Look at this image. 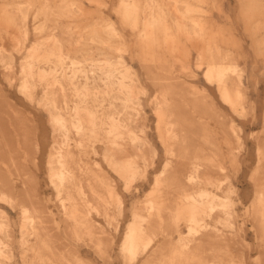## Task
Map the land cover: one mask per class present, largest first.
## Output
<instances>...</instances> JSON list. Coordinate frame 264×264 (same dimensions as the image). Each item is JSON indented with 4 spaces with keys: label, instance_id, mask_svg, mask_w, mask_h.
I'll return each instance as SVG.
<instances>
[{
    "label": "rangeland",
    "instance_id": "374dc122",
    "mask_svg": "<svg viewBox=\"0 0 264 264\" xmlns=\"http://www.w3.org/2000/svg\"><path fill=\"white\" fill-rule=\"evenodd\" d=\"M27 1L34 9H43L41 12L43 19H46L45 27H48L44 35L50 34L52 38L55 36L54 39L58 38L64 41L67 38H69L67 40L74 38L71 40L73 43L79 35L95 29L101 31L100 34L104 37L106 44H116L117 42H123L122 45L125 44L123 49L118 52L111 51L109 56L110 59L121 57L125 61L124 66H121V70L124 73L130 72L131 78L134 79V85L137 84L134 89L136 88V94L140 92L139 94L142 97V108L145 116H147L144 121L147 122L148 132H150V138L155 148V160L152 165L146 168L143 177L139 176L134 181L128 182V180L121 177L117 170L107 165L108 163L103 157L104 145L96 143V153L89 154L87 158L86 156L83 157L86 161L89 160L90 167L97 163L95 166L97 168L99 166V169L92 168L98 174L103 171V174L100 173L101 176L103 175V179L108 177L106 182L109 184L110 191L113 192L110 194L112 197L109 195V198H113L111 199L113 205L110 204V206L114 207L117 216L115 215L116 218L112 223L105 218V215L91 211L90 222L92 220L91 223L95 227L93 228L95 229L94 235L88 236L83 231H80L78 235H74V231L71 233L69 230H73L72 221L66 220L57 193L49 180L50 166L48 161L54 136H52L50 112L46 108L44 109L42 105L41 107H39V104L37 106L43 89L38 87L35 90L32 102L19 90V75L22 63L28 51L32 48L31 45L37 42L36 40L40 35L32 31L26 40L16 27L10 29V34L0 32V48L5 45L7 50L13 54V61H15L11 70L3 69L0 64V152H2L0 153V221L2 220L1 223H5L3 228L0 229V240L4 241L7 244V249L10 248L13 252L12 259L6 257V260H4L2 258L0 259L2 263L156 264V260L151 259V255L157 245L138 259L133 260V262L126 255L127 259H125L122 245L128 226L134 220L135 212L144 208L148 196L153 191L155 176L163 170L164 163H166L165 146L160 139L159 129L164 130L165 126L162 127L164 123L167 125L168 122L172 121L171 114L173 112L176 113L177 110L186 108L187 114L191 116V122L193 121L190 129L196 133L198 132L200 136L206 137L204 144H220L219 147L221 146L220 151H223V156L220 152L219 159L220 161L224 160L222 161L224 171L221 173L223 185L228 187L232 183L231 199L235 206L233 205L231 220L235 223V227H223L221 224L218 226L225 234H228V237L231 236L234 240V244L229 248L231 254H229L230 252L227 254L228 264H264V234L259 219L253 210L256 187L253 182L254 179L251 178L254 177L255 165L258 164V143L262 148L260 151L264 148V0H184V3L191 6L202 7L201 14L194 12L193 9L189 14H185L187 20L198 18L199 15L200 18H203V35L200 39H196L189 32L168 33L167 28L169 25L166 22H160L151 27L148 23L151 13L148 5L150 0ZM156 1L163 4L164 0ZM7 2L9 5L16 7L20 0H0V10H4ZM193 2L195 3L193 4ZM134 4L135 6H133ZM72 5H74L73 8ZM61 15L62 17H60ZM73 22L76 24L73 25ZM107 22L113 23L121 32L118 39H110L102 32V28ZM30 28L33 29V25ZM73 44L74 49L72 48L71 54L66 58L67 67L70 66L73 60L81 57L82 49L93 47L92 44L88 46ZM19 46L20 48H18ZM216 48H228L234 51L236 59L244 69V76L239 79L240 90L243 91L241 92L242 102L239 105L241 108L238 106L237 110V112L241 111L242 113V110L245 109L244 115L239 112L236 115V110L231 109L230 105L223 101L216 80L210 83L208 79H204L207 77H204L206 70H208L207 63L211 62L212 59V50H216ZM198 50L202 53L201 58L198 55ZM102 53V51L99 52V58L106 60L107 56H102ZM41 54L37 51L32 57L36 59ZM77 54L78 56H76ZM199 68L201 69L199 70ZM79 79L84 81V78ZM89 82L91 86H97L101 89L104 87L103 82L96 77L90 76ZM197 88L199 91H197ZM186 93L187 97H185ZM199 94L200 96L197 97L196 95ZM193 95L194 97H192ZM156 98L158 99L156 100ZM154 101L160 102V118L163 117L164 119H160L159 113L155 111L154 107L156 105L154 103L156 102ZM194 102L198 110L193 107ZM164 104L167 105L166 109V105L163 107ZM173 105L175 108L172 107ZM168 109L172 111L166 113ZM194 115L196 118L199 117L198 120L195 119ZM162 121L163 123H161ZM23 122L34 125L35 131H33V134L28 132L27 135L21 136L19 129H21ZM201 122L207 125L204 126ZM232 125L235 126V129L237 128L236 131L240 136L242 148H237L236 143L233 144L234 150L232 144L230 147V144L224 146ZM203 126L205 129L202 128ZM26 127L29 128L28 125ZM214 131L217 136L215 133L212 134ZM216 140L219 142H216ZM195 143L201 145L199 141ZM228 149H231L232 152ZM232 158L234 160L238 159L237 162L233 161ZM93 162L94 164H92ZM112 182H114V185ZM10 185L13 189L10 188ZM2 193L10 195L14 202L8 201L9 199L3 197ZM220 195L221 197L227 196L224 192H220ZM23 202H26V206L32 212L31 215H36L35 224L40 232L38 237L32 233L29 227L25 228L26 234L23 235ZM247 208L249 209L246 210ZM222 214V212H218L221 217L224 216ZM209 222L215 225L213 219H209ZM181 227V232L186 233L187 228L183 222ZM166 234L160 233V236H158L159 241L163 239V236L166 237ZM95 235H97L98 241L101 240V243H97L98 241L94 239L96 238ZM179 235L177 232L172 233L171 237L174 244L179 242L182 236ZM91 236L94 237V241ZM198 237L200 238V236ZM23 240L26 242L25 247L22 244ZM197 242L200 246L199 241ZM205 250H207V245L202 244L200 252L197 254L203 256L206 253ZM195 264H198V262H195Z\"/></svg>",
    "mask_w": 264,
    "mask_h": 264
},
{
    "label": "bare ground",
    "instance_id": "6f19581e",
    "mask_svg": "<svg viewBox=\"0 0 264 264\" xmlns=\"http://www.w3.org/2000/svg\"><path fill=\"white\" fill-rule=\"evenodd\" d=\"M148 5L151 13L149 18H147L151 27L157 23L166 22L169 25L167 28L168 33L189 32L196 39H200L203 35V18H200L199 15L198 18L187 20L185 15L189 14L192 9L194 12L201 14L202 7L197 5L191 6L184 3V0H164L163 4L158 3L156 0H150ZM73 7L74 5H72ZM41 10L39 8L34 9L27 0H20L16 7L11 6V4L9 5L7 2L4 10H0V32L10 34V29L16 27L26 40L32 31L40 35L38 38L36 36L37 42L31 45L32 48H30L28 53L26 52L27 54L22 63L19 75V90L20 93L25 94L30 99L29 101L32 102L35 90L38 87L43 89L37 106L38 104L40 105L39 107L42 105L44 109L46 108L50 112V124L53 131L52 136H54L48 161L50 166V183L57 193L56 195L66 215V220L72 221L73 230L69 231L71 233L74 231V235H78L80 231H83L88 236H93L95 231L93 228L95 227L91 223L92 220L90 222L91 211L105 215V218L111 222L116 218V211L113 209L114 207H111L113 205L111 199L113 198H109V195L113 192L110 191L109 184L106 182L108 177L107 179H103V175L101 176L100 173L103 174L104 172L102 171L98 174L94 169H99V166L98 168L95 166L97 163L93 166L91 165L94 167L92 168L89 166V160L87 159L88 161H86L83 156L87 158L89 154L96 153V143H102L104 145L103 157L108 163L107 165L112 166L121 174V177L130 182L143 174L145 175L144 171L155 160V148L150 138V132H148L147 122L145 123L144 121L147 116H145L142 108V97L139 94L140 92L138 91L139 93L136 94V88L134 89L135 85L137 87V84L134 85V79L131 78L130 72L127 71L124 73L121 70V66H124L125 61L121 57L110 59L109 56L111 51L118 52L124 48L125 44L122 45L123 42L106 44L104 37L100 34L101 31L92 29L79 35L73 43L81 46L92 44L93 47L85 48V50L82 49L81 57H76L78 59L72 62L70 61L71 64L67 67L66 58L72 52L73 43L71 40L74 38L71 40H67L69 39L67 38L64 41L58 38L54 39L55 36L52 38L50 34L44 35L48 27H45L46 19H43ZM75 24L73 22V25ZM31 25H33V29L30 28ZM66 31L64 32L66 33ZM102 32L110 39H118L121 36V32L111 22H107L103 26ZM200 50H198V55L201 58L202 53ZM37 51L42 54L35 59L32 56ZM100 51L103 52L102 56H107L106 60L99 58ZM212 51V59L210 58L211 62L207 63L208 70H206L207 72H205L204 76L207 77L204 79H208L210 83L216 80L223 101L227 102L231 109L237 112L238 106L242 102L241 92L243 91L240 90L239 79L244 76V69L236 59L237 57L234 51L228 48H216V50ZM12 55L5 45L0 48V64L3 69H12L13 62H15L13 61ZM90 76L101 80L104 87L101 89L97 86H91L89 82ZM79 78H84V81H81ZM182 89L185 91L184 88ZM197 91H199L198 88ZM143 93L145 92L143 91ZM200 94L196 96L198 97ZM166 96L168 97L167 93ZM185 97H187V93ZM154 102L156 105L154 107L155 111L159 113L160 118V102ZM190 104L192 105V103ZM193 105L195 107V102ZM172 107L175 108L174 105ZM168 108L170 107L168 106ZM169 111L171 112L172 110L168 109L166 113H169ZM186 111L185 108L184 110H177L176 113L173 112L171 114L172 121L168 122L169 124L167 125L164 123L162 126H165L164 130L162 128V130L159 129L158 133L165 146L167 159L166 163H164L163 170L155 176L153 191L148 196L144 208L141 211H136L134 220L132 219L133 222L130 225L128 224V231L122 245V252H124V257L126 255V257L132 260L131 262L157 245L151 255V259H155L156 264H195V262H198V264L229 263L227 254L228 252L231 254L229 248L234 244V240L231 236L228 237V234H225L218 226L221 224L223 227H235V223L231 220L233 205L235 206L231 199L233 192L232 183H229L231 186L228 185V187H224L223 185L221 173L224 171L222 164L224 160L220 161L219 159L221 152L220 144H204L206 137L200 136L198 132L196 133L190 129L193 121L191 122V116ZM238 112L236 115L241 113V111ZM242 113L244 115L245 109L242 110ZM198 118L195 116V119L198 120ZM163 121L166 122L165 120ZM27 125L29 128L26 127ZM203 125L206 126L207 124ZM21 126V129H19L21 136L27 135L28 132L33 134V131H35L34 125L28 122H23ZM236 129L233 125L230 127L226 137L227 143L225 142L224 146L230 144V147L231 144L236 143L237 148H242L243 145ZM196 141H199L201 145H197L195 143ZM216 142L219 141L216 140ZM259 145L258 143V164L255 165V174L251 178L254 179L253 182L256 187L253 210L259 219V224L264 234V148L260 151L262 148ZM233 148L235 149L234 145ZM222 152L221 156H223ZM227 154L226 156H228ZM224 158L226 159L227 157ZM232 160L237 162L238 159L234 160L232 158ZM142 177L140 178L142 179ZM112 183L114 185V182ZM10 188L13 189L12 185H10ZM220 192H224L227 196L221 197ZM116 195L118 194L116 193ZM2 196L7 197L9 199L8 201L14 202V199L10 195L2 193ZM110 204L112 205L110 206ZM22 206L23 235L26 234L25 228L29 227L32 233L38 237L40 232L35 224L36 215H31L32 212L26 206V202H23ZM117 207L119 206L117 205ZM218 212H222L225 217L223 216V218L218 215ZM118 213L120 214V211ZM209 219H213L215 225H212ZM1 221L0 229L5 224L1 223ZM182 222L187 228L186 233L181 232ZM162 232L167 233L166 237L167 235L168 237L166 238L162 235L163 239L159 241L158 236ZM173 232L182 235L176 244L172 242L171 235ZM6 237L8 238L7 235ZM95 237L93 238L98 241L97 235ZM197 241H199L200 246ZM22 244L25 247L26 242L23 240ZM202 244L207 245V250H205L206 253L203 256H199L197 253L200 252ZM12 254L13 252L10 248L7 249V244L0 240V259L4 258L6 260V257L12 259ZM126 257L125 259H127ZM0 264H3L1 260Z\"/></svg>",
    "mask_w": 264,
    "mask_h": 264
}]
</instances>
